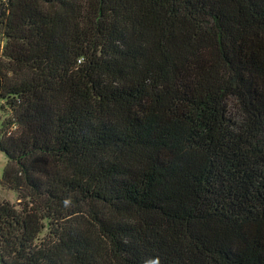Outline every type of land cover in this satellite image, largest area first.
I'll return each instance as SVG.
<instances>
[{
    "label": "trees",
    "instance_id": "obj_1",
    "mask_svg": "<svg viewBox=\"0 0 264 264\" xmlns=\"http://www.w3.org/2000/svg\"><path fill=\"white\" fill-rule=\"evenodd\" d=\"M0 99L1 264H264V0H0Z\"/></svg>",
    "mask_w": 264,
    "mask_h": 264
},
{
    "label": "rangeland",
    "instance_id": "obj_2",
    "mask_svg": "<svg viewBox=\"0 0 264 264\" xmlns=\"http://www.w3.org/2000/svg\"><path fill=\"white\" fill-rule=\"evenodd\" d=\"M12 116L11 109L5 103L4 100L0 99V138L2 132L5 130V133L10 131H16L18 126L14 124L12 127H5L7 120ZM13 121V117L10 119ZM8 158L6 154L0 149V201H9L16 204L18 202V191L15 189H9L2 185V177L4 169L7 165ZM1 264V261H0Z\"/></svg>",
    "mask_w": 264,
    "mask_h": 264
}]
</instances>
